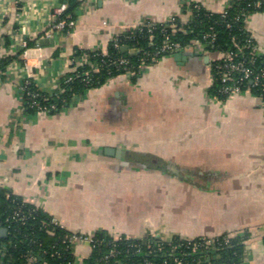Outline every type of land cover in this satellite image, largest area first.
<instances>
[{"label": "crops", "instance_id": "crops-1", "mask_svg": "<svg viewBox=\"0 0 264 264\" xmlns=\"http://www.w3.org/2000/svg\"><path fill=\"white\" fill-rule=\"evenodd\" d=\"M234 1L81 0L75 24L48 38L61 0H0V59L15 56L0 76V188L69 233L228 235L243 241L240 264H264V110L251 91L210 93L218 53L192 46L164 56L55 114H27L21 101L25 80L57 91L81 66L79 50L106 51L146 21L185 23L191 4L222 13ZM244 27L264 58V11ZM75 249L84 259L90 247Z\"/></svg>", "mask_w": 264, "mask_h": 264}, {"label": "trees", "instance_id": "trees-1", "mask_svg": "<svg viewBox=\"0 0 264 264\" xmlns=\"http://www.w3.org/2000/svg\"><path fill=\"white\" fill-rule=\"evenodd\" d=\"M61 1H65L67 4L62 16L69 15L74 20V10L81 0ZM225 11L223 16L221 13H210L200 7L193 11L191 18L185 23H180L178 20L163 23L146 21L145 23L150 24V31L146 26L130 29L118 36V47H115L114 41H111L104 53L98 49L79 50L76 52V56L86 55L89 61L98 64V70L92 71L86 76L84 72L89 69V65L77 66L74 71L66 73L61 78L60 90L52 93L40 91L29 80L25 84L22 94V109L27 114L38 113L40 109L37 105L32 104L35 101L38 106L47 109V114L66 110L73 104L75 96H81L85 91L99 87L123 72L113 63L116 59L125 57L136 66L145 56L143 54L145 52L148 57L144 61L147 64H153L150 56L160 47L167 35L170 40L178 41L183 47L191 48L194 38L201 39L203 33L214 32V41L204 47L211 53H220L226 50L237 53L241 44L248 41L254 43L244 27L243 18L240 16L242 13L264 11V0H236ZM228 22L230 27L226 26ZM171 24L176 26L173 33L170 29ZM28 45L31 43L27 42L26 46ZM123 46H126L127 49L139 48L140 52L129 55L127 51L121 50ZM14 57L5 56L0 59V71L4 72ZM235 59H243L253 73H259L264 66L262 56L250 63L247 50L238 53ZM213 64L212 61V75L215 71ZM68 76H71V79L66 81ZM136 78L132 77L133 80ZM209 91L211 94L217 95L215 84L210 87ZM251 92L255 95L261 93L259 87L256 86L251 87ZM218 97L223 99L225 96L219 95ZM50 219V216L25 203L21 197L0 188V229H6V233L0 235V248L4 247L5 250L4 255L0 256V264H25L27 257L33 258V264H75L72 248L68 241L71 233L63 228H53L49 224ZM224 236L217 238L221 244L209 253L212 257L210 264H240L243 241L233 237L224 244ZM92 237V246L82 264H176V259L180 260L182 264H197L198 260H202L207 254L205 251L198 254L191 252L192 245L201 242L202 238L187 240L173 236L171 243L156 237L150 239L149 237H119L114 239L101 230L93 233ZM173 245L177 246L174 250H172ZM158 246L161 249H158ZM111 249L116 251L114 255H109Z\"/></svg>", "mask_w": 264, "mask_h": 264}, {"label": "built area", "instance_id": "built-area-1", "mask_svg": "<svg viewBox=\"0 0 264 264\" xmlns=\"http://www.w3.org/2000/svg\"><path fill=\"white\" fill-rule=\"evenodd\" d=\"M67 8V4L65 1H61L57 7L53 8L52 13L50 14L49 20H48V26L45 31V35L50 38L53 36V34L57 31L64 30L65 28H70L72 27L75 22L73 19L70 18L69 15L62 16ZM200 6L198 4H191L190 5V18L193 13V11L198 10ZM226 11L222 12L221 14L224 16ZM253 13H242L240 17L243 18L244 23L249 19V17ZM189 18V19H190ZM140 26H146L148 27V31L151 30L150 24L149 23H141L139 25L134 26L132 29H135ZM227 27H230V23L228 22L226 24ZM178 27V25H177ZM171 32H175L176 26L174 24L170 25ZM215 33L214 32H205L202 34L201 39L194 38L192 40L191 46H196V47H205L208 46L211 42L214 41ZM114 46L118 47V37H116L114 40ZM27 42L23 41L22 46L26 47ZM188 47H183L180 42L172 41L169 39V36L167 35L163 41V43L160 45V47L152 54L151 59L153 63H156L159 61L161 58H163L166 55L173 54L176 52H181L187 49ZM128 49H133L137 54L140 52L139 48L136 47H131ZM97 50V49H95ZM243 50H247L248 53V60L249 62H254L256 58H258L260 55L257 51L256 45L252 41L245 42L241 44L238 47V52L235 53L232 50H226L223 52L218 53V57L213 59L212 61L214 62L213 67L215 69L214 74L212 75L213 77V84H215V88L217 90V95L221 96H229L231 94H237L241 93L243 91H251L252 86L259 87L260 94L256 95L259 100H260V105L262 109L264 110V66L260 70L259 73H253V71L246 65L245 61L243 59H235L238 55V53H241ZM104 53V51H103ZM145 56L141 58V62L134 66L127 58L125 57H120L119 59H116L113 63L115 66L119 67L122 69V75H126L128 77H138L144 68L148 66L144 60L146 57H148L147 53L143 52ZM81 65L87 64L89 65V69L84 72L86 76L89 75L90 72L92 71H97L98 70V64L96 62H91L88 60L86 55H82V59H80ZM3 74V71H0V76ZM71 76L66 77V81L70 80ZM28 82V80H25L22 83L21 89H22V94L24 93V88L25 84ZM212 84V85H213ZM60 90V86L58 88ZM75 99V97H74ZM33 105H37L39 112L38 113H46L47 109L45 107L41 108L38 106V104L34 101L32 103ZM53 107V106H52ZM24 219V217H22ZM49 224L54 228H63L64 227L59 223V221L55 218H51ZM93 235H86L82 233H71V235L68 238V241L70 243V248H72V254L74 255V262L75 264H82V259L79 257L78 254L75 252V248L78 245H81L82 243H86L89 245L91 248L92 242H93ZM149 237L150 238H159L162 239L168 243H171L172 240H165L161 236L157 237V235L154 234H146L145 236L141 237ZM224 244L229 242V236L225 235L224 236ZM221 243L217 241V238H202L201 242L199 243H194L191 247V252L198 254L202 252H207V254L203 257L202 260H198V263L206 262L210 264V260L212 257L209 255L211 251L216 249L218 245ZM177 246L173 245L172 250H174ZM158 249H161V247L158 246ZM4 247L0 248V256L4 255ZM116 251L114 249H111L109 252V255H114ZM214 258V257H213ZM25 264H33V258L32 257H27L25 259ZM153 264V263H149ZM176 264H182L180 260L176 259Z\"/></svg>", "mask_w": 264, "mask_h": 264}, {"label": "water", "instance_id": "water-1", "mask_svg": "<svg viewBox=\"0 0 264 264\" xmlns=\"http://www.w3.org/2000/svg\"><path fill=\"white\" fill-rule=\"evenodd\" d=\"M121 50L123 52L127 51L129 53V55H134L136 53L133 49L128 50L126 46L121 47ZM182 54H183L182 52H176V57L177 58L178 57H182L183 56ZM203 59H204L205 62H208V56H204ZM105 153L106 154H114L115 153L117 156L122 155L121 151H119V150L115 151L113 149H106ZM5 233H6V229L5 228H1L0 229V235H4Z\"/></svg>", "mask_w": 264, "mask_h": 264}, {"label": "rangeland", "instance_id": "rangeland-1", "mask_svg": "<svg viewBox=\"0 0 264 264\" xmlns=\"http://www.w3.org/2000/svg\"><path fill=\"white\" fill-rule=\"evenodd\" d=\"M157 235V237H159L160 235H158V234H156ZM75 252H76V249H75Z\"/></svg>", "mask_w": 264, "mask_h": 264}]
</instances>
